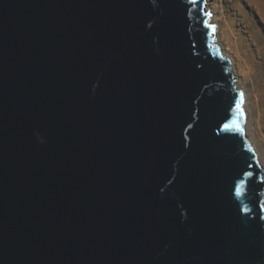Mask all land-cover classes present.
<instances>
[{
    "label": "water",
    "instance_id": "1",
    "mask_svg": "<svg viewBox=\"0 0 264 264\" xmlns=\"http://www.w3.org/2000/svg\"><path fill=\"white\" fill-rule=\"evenodd\" d=\"M208 25V0H0V264H264Z\"/></svg>",
    "mask_w": 264,
    "mask_h": 264
},
{
    "label": "bare ground",
    "instance_id": "2",
    "mask_svg": "<svg viewBox=\"0 0 264 264\" xmlns=\"http://www.w3.org/2000/svg\"><path fill=\"white\" fill-rule=\"evenodd\" d=\"M230 3L233 12L226 21L228 38L222 44L243 93L244 108L249 114L247 132L264 171V0H230ZM208 4L219 35L217 6L211 0ZM227 44L232 45L231 49ZM245 80L252 81L253 90L245 88ZM253 91L256 98L250 100Z\"/></svg>",
    "mask_w": 264,
    "mask_h": 264
},
{
    "label": "rangeland",
    "instance_id": "3",
    "mask_svg": "<svg viewBox=\"0 0 264 264\" xmlns=\"http://www.w3.org/2000/svg\"><path fill=\"white\" fill-rule=\"evenodd\" d=\"M211 1L214 2L216 4V6H217V15L220 18V22H219L220 34H219V36H221L222 43L224 44V41L226 42L227 41V38H228V36H227L228 35V32L226 30V27H227L226 21L228 20V17L231 16V14L233 12V9L231 7L230 0H211ZM231 46L227 44V47L230 48ZM245 81H246L245 88L248 91L253 90V88H252L253 87L252 81L251 80H245ZM253 92H252V95L251 94L249 95L250 96L249 97L250 100L255 97L254 96L255 92L254 93ZM252 104H251V101H250L249 106L250 105L252 106ZM244 112H245V122H247V120L249 119V114H248V111H247L246 108H244ZM256 113L258 114L259 112L256 111ZM258 134H260V133L258 132ZM254 151L256 153V156H258L257 155V151L256 150H254Z\"/></svg>",
    "mask_w": 264,
    "mask_h": 264
},
{
    "label": "snow or ice",
    "instance_id": "4",
    "mask_svg": "<svg viewBox=\"0 0 264 264\" xmlns=\"http://www.w3.org/2000/svg\"><path fill=\"white\" fill-rule=\"evenodd\" d=\"M209 15H210V13H209ZM208 26H209L210 28H212L213 31H215V26H214V25H208ZM239 96H240V103L236 105V108H237V110L240 111L241 116H243V109H242V107H241V105H242V103H243V93H240ZM189 127H191V125H189ZM224 127H225V128H229L230 126L226 124ZM231 127L235 128L237 131H243V129L239 127V123H238V122H237L236 124L231 125ZM248 175H251V174L248 173ZM237 194H238V193H237Z\"/></svg>",
    "mask_w": 264,
    "mask_h": 264
}]
</instances>
